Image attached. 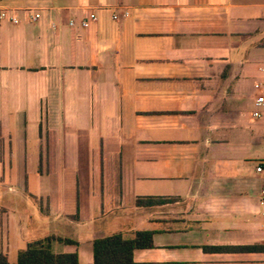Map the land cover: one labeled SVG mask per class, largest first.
I'll return each instance as SVG.
<instances>
[{
  "label": "crops",
  "instance_id": "obj_1",
  "mask_svg": "<svg viewBox=\"0 0 264 264\" xmlns=\"http://www.w3.org/2000/svg\"><path fill=\"white\" fill-rule=\"evenodd\" d=\"M0 13V255L51 238L95 264V240L152 232L135 263L264 264V0Z\"/></svg>",
  "mask_w": 264,
  "mask_h": 264
},
{
  "label": "trees",
  "instance_id": "obj_2",
  "mask_svg": "<svg viewBox=\"0 0 264 264\" xmlns=\"http://www.w3.org/2000/svg\"><path fill=\"white\" fill-rule=\"evenodd\" d=\"M153 198L138 200V206H152L158 203ZM1 225V211H0ZM66 243H72L66 241ZM52 239L29 245L20 253L16 264H79L77 254L55 255L51 249ZM153 247L152 232H138L135 239L126 240L118 234L94 241L95 264H137L134 262V251ZM0 264H11L7 258L0 255Z\"/></svg>",
  "mask_w": 264,
  "mask_h": 264
},
{
  "label": "built area",
  "instance_id": "obj_3",
  "mask_svg": "<svg viewBox=\"0 0 264 264\" xmlns=\"http://www.w3.org/2000/svg\"><path fill=\"white\" fill-rule=\"evenodd\" d=\"M6 18V14L5 13H0V23ZM35 20L39 19L40 18V15H35L33 17ZM91 19H95V17H92ZM11 21L13 23H18V19L17 18H11ZM85 25H88V22L85 23ZM257 111L254 113L255 117H261L262 115V108H264V98H259L258 101H257ZM256 172L258 174H263L264 173V160L256 167ZM262 194L264 196V190L262 191Z\"/></svg>",
  "mask_w": 264,
  "mask_h": 264
},
{
  "label": "rangeland",
  "instance_id": "obj_4",
  "mask_svg": "<svg viewBox=\"0 0 264 264\" xmlns=\"http://www.w3.org/2000/svg\"><path fill=\"white\" fill-rule=\"evenodd\" d=\"M261 93V92H260ZM252 109L251 108H246L245 109V112H246V114L248 115V118H249V120H252V122L254 121V122H260L259 120H255V119H253V117H252ZM260 154H264V149H263V151H261V153ZM167 202L169 201V200H166Z\"/></svg>",
  "mask_w": 264,
  "mask_h": 264
}]
</instances>
